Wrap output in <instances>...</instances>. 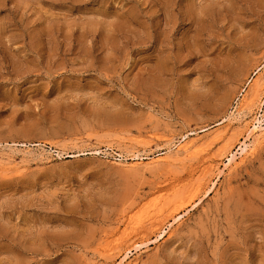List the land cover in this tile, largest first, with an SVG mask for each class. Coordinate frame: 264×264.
Masks as SVG:
<instances>
[{
    "label": "rangeland",
    "instance_id": "1",
    "mask_svg": "<svg viewBox=\"0 0 264 264\" xmlns=\"http://www.w3.org/2000/svg\"><path fill=\"white\" fill-rule=\"evenodd\" d=\"M261 75L264 0H0V264H264Z\"/></svg>",
    "mask_w": 264,
    "mask_h": 264
},
{
    "label": "bare ground",
    "instance_id": "2",
    "mask_svg": "<svg viewBox=\"0 0 264 264\" xmlns=\"http://www.w3.org/2000/svg\"><path fill=\"white\" fill-rule=\"evenodd\" d=\"M261 71H260V68H259V70H257L256 71V73H255V75H259V73H260ZM263 75H261V79L262 78H264V77H262ZM260 79V80H261ZM264 80V79H263ZM261 82H262V80H261ZM258 83H260V81L258 82ZM261 84H259V86H260ZM258 89V88H257ZM244 109V108H243ZM243 109H242V111H243ZM239 112L241 111V109L240 110H238ZM238 114H240V113H238ZM262 118V117H261ZM261 118H257L256 120H254V122H252V130L250 131V132H253V131H257L256 133H258V131L260 132L261 130H263L264 129V124H263V120L261 119ZM239 119V118H238ZM240 120V119H239ZM247 123V122H246ZM248 124V123H247ZM250 124V123H249ZM251 126V125H250ZM245 128H246V125L244 126ZM248 127V126H247ZM246 130V129H245ZM250 130V128H248V130L247 131H249ZM249 132V133H250ZM247 134L248 133H246V136H247ZM253 134H255L254 132H253ZM256 135V134H255ZM254 135V136H255ZM261 135V134H260ZM254 136H251V137H253L254 138ZM264 136V135H263ZM246 138V137H245ZM257 138H259V137H257L256 136V139ZM191 139V138H190ZM255 139V138H254ZM247 140V139H246ZM193 143V142H192ZM248 141L246 142V143H244V146H242L240 149H241V152L240 153H242V152H245V150H247V147L249 146L248 145ZM191 144V141H188V140H186V138L183 140V141H181L180 142V144L178 145H176L177 146V151L179 152V151H182V150H187L188 149V147H189V145ZM256 144V143H255ZM173 145H175V144H173ZM195 145V144H194ZM251 145V144H250ZM252 146V145H251ZM250 146V147H251ZM193 147V146H192ZM169 148V147H168ZM250 149H252V148H250ZM189 150V149H188ZM187 150V151H188ZM251 151V150H250ZM253 151V150H252ZM98 152V151H97ZM169 152V151H168ZM238 152V151H237ZM166 153V150L165 151H162V153H160V154H165ZM177 153V152H176ZM189 153V152H188ZM233 154L231 155V157H229V161H228V163H226L225 165L227 166L231 161H233L234 160V158L236 157V155H237V153L235 154L234 152H232ZM122 154V153H121ZM140 154V153H139ZM139 154H136L135 156H134V159H137V161L138 160H143V159H146V158H148V157H150V156H147V157H142L141 155H139ZM245 154H247V152L245 153ZM118 157V156H117ZM121 157H123V156H121ZM157 157V156H156ZM120 158V157H119ZM157 158H160V157H157ZM162 158V157H161ZM164 158V157H163ZM165 159H167V158H165ZM120 160H122V159H120ZM236 160V159H235ZM144 161V160H143ZM138 162H141L142 163V161H138ZM148 162V161H147ZM234 162V161H233ZM224 165V166H225ZM229 167H230V165H229ZM163 232V231H162ZM127 251H130V250H127ZM129 254H130V252L129 253H126V255L124 256V258H126V257H128L129 256ZM132 254V253H131ZM129 259V258H128ZM127 264V263H126Z\"/></svg>",
    "mask_w": 264,
    "mask_h": 264
}]
</instances>
